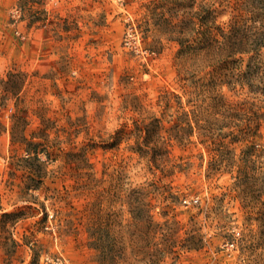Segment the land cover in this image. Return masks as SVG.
<instances>
[{
  "label": "rangeland",
  "instance_id": "1",
  "mask_svg": "<svg viewBox=\"0 0 264 264\" xmlns=\"http://www.w3.org/2000/svg\"><path fill=\"white\" fill-rule=\"evenodd\" d=\"M0 264H264V0H0Z\"/></svg>",
  "mask_w": 264,
  "mask_h": 264
},
{
  "label": "trees",
  "instance_id": "2",
  "mask_svg": "<svg viewBox=\"0 0 264 264\" xmlns=\"http://www.w3.org/2000/svg\"><path fill=\"white\" fill-rule=\"evenodd\" d=\"M28 143L31 144L32 146H29L28 144V146L26 147V151L30 154V156H33V159L37 160L38 162H40V164H42V161L39 157V153L43 152L44 150L39 149L38 142H28Z\"/></svg>",
  "mask_w": 264,
  "mask_h": 264
}]
</instances>
